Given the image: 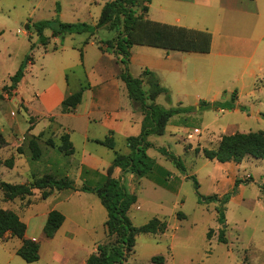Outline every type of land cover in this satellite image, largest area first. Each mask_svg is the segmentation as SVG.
Returning <instances> with one entry per match:
<instances>
[{
  "label": "rangeland",
  "instance_id": "rangeland-1",
  "mask_svg": "<svg viewBox=\"0 0 264 264\" xmlns=\"http://www.w3.org/2000/svg\"><path fill=\"white\" fill-rule=\"evenodd\" d=\"M111 1L114 0H0L2 134L9 132L8 127H11L10 131L13 134L18 133L16 126L18 119L23 121L24 126L26 125L24 121H29L25 112L26 106L19 102L20 96L12 98L13 92L4 90L10 86L11 77L19 70L26 57H31L33 66L28 65L25 70L26 82L21 95L25 99L36 100L35 93L52 83L64 81L65 78L70 87L78 92L81 87L88 84L83 70L74 68L59 73L62 62L70 60V57L72 59L73 51L70 47L81 44L82 39L86 37L92 38L96 43L115 37L107 28H100L93 35L83 33L65 36L66 38L59 37L57 40H54L51 31H45L43 37L47 38L48 44L43 45L35 25L43 21L60 20L65 23H86L96 26L104 5ZM58 5L60 13L57 12ZM26 26L29 28L26 29ZM63 46L66 49H63ZM138 51L141 50L134 51L136 61L130 60L128 67L130 75L134 78H140L138 76L141 64L147 59ZM131 54L133 55L132 49ZM117 63L120 70H123L121 61ZM191 68L192 66L188 67L184 84H178L174 77L166 74L164 84L161 83V86L168 90V94L161 95L156 101L157 105L165 109H190L187 113L178 114L181 115L179 118L183 120V124L178 129L180 133L177 136H155L161 146L166 144L164 148L168 153L181 160L184 170L178 168L169 158L167 159L171 162H165L164 167H170L175 178L184 179L183 185L179 193L175 191L171 194L163 188L154 189L149 182H144L139 193L141 209L137 210V206L132 208L129 218L137 228L153 218L165 220L168 223V230L166 235L138 234L128 262L153 264L154 257L163 256L164 264H264V160L247 157L229 168L218 162L216 164L203 154L198 155L201 149H217L226 135L264 133V74L259 73L255 78H249L242 74L241 69H225L214 76L212 83L206 78H201L199 83H195L190 81ZM235 92L238 99L233 103L232 96ZM197 95L202 97V101H197ZM215 96L217 103H231L234 108L213 109L204 106V103L212 104ZM195 128L200 132L196 133ZM190 132L194 135L192 140L187 137ZM47 143L49 142H46L47 147L54 148V144ZM75 143L79 146L80 141L75 139ZM127 145L128 141L123 137L117 139V151L120 153L128 151ZM187 145H191V149L189 147L186 149ZM61 146L62 142L58 145L57 151L65 156L60 150ZM19 148L23 156L15 147L0 150V160L3 162L14 158L12 169L6 166L0 169V182L22 184L27 179L28 183H31L34 179L48 175L37 167L38 160L32 159L29 139ZM43 156L42 153L41 158ZM214 171L221 173L218 181L225 184L224 189L228 188L229 180L242 181L245 191L241 200L235 199L224 205L218 202H200L198 193L207 197L211 192L209 190ZM195 180L199 184L198 190ZM217 188H219L217 193L223 192L218 185ZM21 201L19 199L12 202L4 201V194L0 189V210H12L17 214L27 211L23 217L24 222L27 223L30 218L31 229H37L42 215L53 202L44 200L31 202L33 205L30 207ZM182 201L184 205L181 204ZM86 206L85 199L73 198L60 209L75 223L83 224L84 215L81 210L86 209ZM219 210L225 215L224 224L220 221ZM222 234L227 239L226 244L221 242ZM80 239L88 246L94 241V253L97 252L99 245L114 242V238L108 237L106 228L97 224L92 234L80 235ZM18 242L16 238L8 242L0 239V264H28L16 254ZM32 264H47V261L44 257L42 261Z\"/></svg>",
  "mask_w": 264,
  "mask_h": 264
},
{
  "label": "crops",
  "instance_id": "crops-1",
  "mask_svg": "<svg viewBox=\"0 0 264 264\" xmlns=\"http://www.w3.org/2000/svg\"><path fill=\"white\" fill-rule=\"evenodd\" d=\"M60 16L62 17V12ZM148 20L156 25L166 24L192 31L209 32L212 35L211 49L209 53L168 52L154 44L135 45L132 48L131 61H136V53H134L136 49H140L141 51H138L140 55L147 58L141 64L138 77L142 76L144 69H149L158 76L162 84L166 74L174 77L178 84H184L189 66H192L190 81L195 83H199L201 78H206L212 83L214 76L225 69H241L242 74L249 78H255L259 73L264 74V0H151ZM81 42L77 46L74 44L70 47L73 51L72 59L70 57V60L62 62L59 67V73L74 68L82 69L87 78L88 84L83 86L85 89L82 101L75 112L63 113L61 110L66 97L77 91L70 87L66 78L35 93L36 100H29L21 96L26 82L24 76L17 89L13 91L12 98L20 96L19 102L26 106L25 112L29 121H24L26 123L24 126L23 121L18 119L16 122L18 133L13 134L10 131L11 127H8L7 134L3 133L7 142L5 149L15 147L16 151L27 139L44 135L39 141L44 156L37 161V167L44 174L60 178L68 177L79 188L84 184L90 187L104 184L108 176L107 171L113 164L114 154L131 153L129 144L126 153L117 151V139L123 137L127 141L131 137H138L145 120L141 105L130 99L127 86L121 79L122 70L117 65L121 58L113 52L100 50L99 42L96 43L90 37L82 39ZM63 49L66 47L63 46ZM32 66L33 64H29V67ZM196 99L198 102L202 101L199 95ZM216 99L215 96L211 102L216 103ZM179 116L181 115L171 118L164 135L173 137L180 133L178 129L183 124V120ZM62 135H68L73 144L74 154L71 156H62L57 151ZM108 137H111L115 143L114 150L98 143ZM187 137L192 140L194 135L190 132ZM75 139L80 141L79 146L76 145ZM50 140L55 145L54 148L47 147L46 142ZM148 141L152 147L147 150V154L158 165L149 177L141 178L132 172L124 173L119 167L113 170V178H123L127 192L137 197V203L132 206V208L137 206V210L141 209L139 193L144 182H149L154 189L163 188L167 193L172 194L175 191L180 192L184 180L175 178L170 167H164L165 162H171L161 152L166 144L161 146L154 135L150 136ZM187 147L191 149L192 146L187 145L185 148ZM203 150L201 149L198 155L203 154ZM215 163L217 164V161ZM235 164L231 162L222 165L232 168ZM220 177L221 173L214 171L209 190L211 192L207 197L222 198L233 191L237 180H229L228 188L224 189L225 184L218 181ZM28 182L29 180L25 179L22 184ZM217 185L223 189L222 193H217L219 189ZM244 191L245 187L241 184L237 195L229 202L235 199L241 200ZM41 194L42 191L34 190L33 196L19 200L32 207L31 202L43 201ZM73 198L87 201L86 209L80 211L84 215L83 224L75 223L60 209ZM44 201L53 204L42 215L37 229H31L30 218L27 223L24 222L23 217L27 211L18 214L27 225L26 238L40 243L39 262L45 257L47 264H86L95 252L94 241L88 246L80 239V235L92 234L96 224L105 229L108 214L100 199L93 193L64 190L51 191L50 196ZM181 204L184 205L183 201ZM54 210L62 213L65 221L55 236L47 239L43 236V230L50 212ZM166 233L157 235H166ZM1 240L8 242L14 238L7 235ZM21 246L22 241L19 240L15 251Z\"/></svg>",
  "mask_w": 264,
  "mask_h": 264
},
{
  "label": "trees",
  "instance_id": "trees-1",
  "mask_svg": "<svg viewBox=\"0 0 264 264\" xmlns=\"http://www.w3.org/2000/svg\"><path fill=\"white\" fill-rule=\"evenodd\" d=\"M151 0H114L104 5L98 24L90 26L86 23H65L60 20H49L39 22L35 25L37 34L41 37L43 45H47V38L43 37L45 31H51L53 38H64L68 35H77L83 33L95 34L100 28H107L113 32L115 37L99 41L100 50L113 52L121 58L123 70L121 79L125 82L130 99L141 105L145 120L142 132L138 137L129 138L128 144L131 149L129 155L116 153L113 164L107 171V179L101 186L90 187L84 184L77 187L75 182L68 177L55 178L46 175L34 179L31 183L11 184L0 182V189L4 194V201H14L16 199H26L34 195V190L42 191V199L46 200L51 191L73 190L89 192L95 194L101 201L107 211L108 217L105 223L107 235L114 238V242L107 245H99L97 252L89 257L86 264H129L128 259L134 251L136 236L138 234H164L168 229L166 221L153 218L142 227H134L129 212L133 205L137 203V197L129 194L123 184V178H113V170L116 167L122 169L124 173L132 172L138 177H149V175L158 168L154 159L148 156L147 150L152 147L148 138L152 135L163 136L166 132L169 121L180 113H187L188 108L165 109L156 104L157 98L162 94H168V90L161 86L157 75L145 70L140 78H134L129 73V64L132 58L131 49L138 44H154L166 51H179L189 53H209L211 49L212 35L209 32L192 31L183 27H176L166 24L156 25L148 20L149 4ZM57 12L60 13V7L57 6ZM83 57V55H81ZM31 63V57H26L25 61L11 77V84L4 90L13 92L17 89L25 76V70ZM84 87L80 91L66 97L62 103L63 113H73L82 101ZM3 91V90H2ZM1 92V90H0ZM237 100V94L232 96V102ZM204 106L213 109H233L231 103H204ZM44 135L29 138V149L34 161L42 157V147L39 143ZM50 145L53 142L48 141ZM61 151L65 156L74 154V147L68 135L61 136ZM99 144L115 149V143L111 137L104 141H98ZM7 146V142L0 131V150ZM18 152L22 154L21 148ZM161 152L171 159L178 168L184 170L181 166V160L165 149ZM204 156L219 163H241L245 158L252 157L258 160H264V133H235L226 135L222 138L217 149H204ZM6 166L10 169L14 167V158L11 157L4 162L0 160V168ZM242 181L237 180L233 191L225 194L222 198L217 196L203 197L199 193V200L218 202L227 204L237 195L238 187ZM196 189L199 184L195 180ZM222 224L225 223V215L219 210ZM65 217L59 211H52L48 216L44 227V235L47 239H52L61 228ZM27 225L21 217L12 210H0V239H5L7 235L18 238L22 241V246L16 251L17 256L28 264L36 263L40 260V243L26 238ZM212 236V231L209 232ZM221 242L227 243L225 235L222 234ZM153 264H164L165 257L158 256L152 259Z\"/></svg>",
  "mask_w": 264,
  "mask_h": 264
},
{
  "label": "built area",
  "instance_id": "built-area-1",
  "mask_svg": "<svg viewBox=\"0 0 264 264\" xmlns=\"http://www.w3.org/2000/svg\"><path fill=\"white\" fill-rule=\"evenodd\" d=\"M195 132H196V133H199L200 131H199V129H196Z\"/></svg>",
  "mask_w": 264,
  "mask_h": 264
},
{
  "label": "water",
  "instance_id": "water-1",
  "mask_svg": "<svg viewBox=\"0 0 264 264\" xmlns=\"http://www.w3.org/2000/svg\"><path fill=\"white\" fill-rule=\"evenodd\" d=\"M29 28V26H26V29H28ZM239 108V107H238Z\"/></svg>",
  "mask_w": 264,
  "mask_h": 264
}]
</instances>
